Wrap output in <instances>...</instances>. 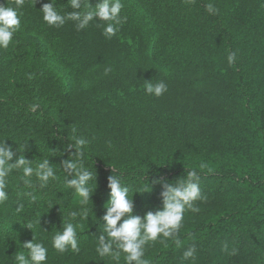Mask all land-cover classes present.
<instances>
[{"label":"trees","instance_id":"obj_1","mask_svg":"<svg viewBox=\"0 0 264 264\" xmlns=\"http://www.w3.org/2000/svg\"><path fill=\"white\" fill-rule=\"evenodd\" d=\"M52 2L61 15L74 11L68 0H25L20 30L7 50L0 48V145L16 152L12 162L24 155L35 168L48 159L57 177L46 188L35 176L26 187L22 171L7 178L0 264H16L15 254H27L23 244L33 236L48 250L45 264H116L96 252L108 177H119L134 201L132 214L143 218L163 210V188L154 181L175 183L193 170L206 202H196L199 213H184L179 247L158 240L144 258L264 264V0H120L126 23L110 40L98 20L82 31L71 21L50 27L42 7ZM88 2L96 7L102 0ZM209 3L218 14L207 11ZM0 5L16 7L13 0ZM147 81L168 90L149 95ZM32 104L39 108L32 111ZM74 135L90 141L83 162L97 177L87 204L66 186L72 177L61 168L76 151L68 150ZM82 210L86 217L72 221L69 214ZM66 222L76 226L78 255L52 245ZM192 245L195 258L185 260ZM225 245L238 254L228 255Z\"/></svg>","mask_w":264,"mask_h":264},{"label":"clouds","instance_id":"obj_2","mask_svg":"<svg viewBox=\"0 0 264 264\" xmlns=\"http://www.w3.org/2000/svg\"><path fill=\"white\" fill-rule=\"evenodd\" d=\"M37 2V0H36ZM14 7L0 5V48L7 50L13 41L14 34L20 30L21 13L18 9L22 8L25 0H13ZM186 4H195L196 0H185ZM69 6L74 10L67 15H61L57 12L55 5L45 3L42 7L43 20L50 27L61 28L67 22H74L77 31L86 29L93 20L104 22L103 35L107 39H112L119 31L120 25L126 23V18H121L120 13L123 9V4L120 0H102L96 7H92L88 0H68ZM84 11H80L81 9ZM207 11L210 14H218V9L211 3L206 5ZM79 10V11H75ZM103 25L97 24V27ZM230 66L234 65L236 53L232 52L227 57ZM112 69L106 68L105 75L111 73ZM29 76V79H32ZM146 93L155 95L157 98L167 92V85L164 82L156 84L147 81L145 85ZM32 111L39 108L38 104L29 106ZM75 134L76 129H72ZM74 143L68 146V150L75 149L69 159L63 160L61 168L67 174V177H72L65 181L66 186L74 189L75 193L80 197L81 204H87L91 199V190L88 187L89 182L97 177L84 167L83 149L88 146L90 141L83 137L77 138L73 136ZM20 152V151H19ZM16 152L6 143L0 145V203L7 201L6 193L7 178L13 171H22V181L26 187H33L32 178L35 176L39 182L40 188H46L50 180L57 179L54 169L48 159L32 166V161L20 155L15 162H12ZM205 165H201L204 167ZM115 171V170H114ZM154 183L161 184L163 191L161 192L163 210L155 212L148 211L141 218L134 216L133 199L128 198L129 189L121 185L118 176L110 175L108 177V187L110 188V200L105 205L107 209L106 215L103 217L104 234L98 237V246L96 252L101 258L110 257L116 264H119L121 255L123 254L125 264H150V261L145 259L146 246L154 245L158 240L162 244L172 240L179 247L181 240L179 238L180 230L183 227L184 213L186 211L199 213V207L195 204L197 201L206 202L207 197L203 196L199 187V176L196 171H188L186 178H181L175 183L156 180ZM26 195L31 196L34 203L36 197L31 193ZM53 207V206H52ZM72 221H75L79 216L86 217L87 213L73 211L70 214ZM40 221L37 223L40 224ZM123 221V223H121ZM28 229H33V224L29 223L26 226ZM163 237V239H161ZM35 236L32 241L25 242L24 252L15 254L16 264H45L47 260V248L42 243H36ZM54 249L63 254L69 249L75 254L80 253V247L77 239L76 226L72 222L63 223V231L58 232L52 241ZM228 255L234 256L238 254V250L233 248L228 251L227 245L223 249ZM196 253L195 245L188 247L184 251L183 258L185 260L194 259Z\"/></svg>","mask_w":264,"mask_h":264}]
</instances>
